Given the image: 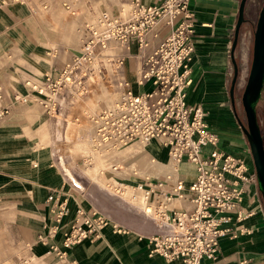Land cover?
Returning <instances> with one entry per match:
<instances>
[{
	"label": "built area",
	"instance_id": "built-area-1",
	"mask_svg": "<svg viewBox=\"0 0 264 264\" xmlns=\"http://www.w3.org/2000/svg\"><path fill=\"white\" fill-rule=\"evenodd\" d=\"M12 1L27 4L34 15L46 13L52 5V0ZM122 1L129 5L125 14L119 3L115 12L103 9L91 19L84 17L77 27L79 52L56 75L45 73L41 81L26 80L28 93L13 94L10 102L0 107V121L10 115L16 103L34 102L57 122L58 114L63 115L75 101L88 96L96 85L114 84L117 98L91 114L93 149L109 151L156 140L168 152V163L164 165L170 170L161 178L137 175L140 182L134 186L151 208L145 216L155 221L156 232L148 236L149 253L178 264H203L204 258L216 260L221 236L230 233L236 238L248 233L244 228L232 230L231 213L236 210V222L255 213L238 207L244 200L245 185L257 184L255 169L218 149L217 136L205 122L203 108L186 100L194 49L190 0ZM77 3L78 0H58L70 16L80 13ZM4 4L6 1L0 0V7ZM88 11L95 13L91 6ZM160 24L170 26V33L152 52L144 54L149 45L147 34L151 32L156 37ZM131 40L136 41L143 56L136 83H149L147 91L134 92L119 73L124 62L121 48L128 47ZM110 46L117 50L108 52ZM4 98L5 88L0 80V101ZM57 159L59 162V156ZM148 161L159 164L153 156ZM182 162L193 169V179L187 186L178 170ZM112 168L116 171L119 165ZM74 191H49L47 218L37 236L39 243L48 246L47 252H55L63 264H81L64 261L66 249L84 239H97L104 226L110 224L118 234L127 229L106 213L85 208L74 195L83 192L75 187ZM181 202L188 206L182 207ZM260 211L264 215L263 205ZM67 216L69 219L63 224ZM58 235L60 245L54 242Z\"/></svg>",
	"mask_w": 264,
	"mask_h": 264
},
{
	"label": "crops",
	"instance_id": "crops-1",
	"mask_svg": "<svg viewBox=\"0 0 264 264\" xmlns=\"http://www.w3.org/2000/svg\"><path fill=\"white\" fill-rule=\"evenodd\" d=\"M5 1L6 4L0 7V80L5 88V98L0 101V107L10 102L13 94L28 93L26 80L41 81L45 73L56 75L79 52L81 40L77 27L84 19V14L79 13L68 20L63 15L56 20L53 16L58 13L57 9L51 15L46 12L44 17H39L31 12L27 4ZM239 1L190 0L188 8L192 12L191 41L194 49L186 100L203 108L205 122L217 136V148L235 155L253 169L249 145L238 123L236 105L234 109L229 96L233 74L230 49ZM51 4V8H54L58 0H52ZM247 8L246 3V11ZM171 29L160 24L156 37L149 32V45L144 54L152 52ZM239 47L240 38L234 52L237 61ZM120 53L124 62L119 73L130 83V89L134 92L149 90V83H136L137 71L143 61L136 41L131 40L128 47L123 45ZM97 86L115 88L114 84ZM90 102L94 101L86 104ZM31 105L37 107L35 109L40 119L37 125H31L26 118V111ZM69 108L63 116L68 114ZM40 121L48 122L53 138L55 119L34 102L16 103L10 115L0 121V246L4 248V240H8L11 249L26 247L29 264H63L55 252H47L48 246L39 243L37 236L42 232V224L47 218L46 198L49 191L64 189L69 193L74 191V187L59 167L54 147L51 144L47 147L37 145L38 138L33 130ZM155 150L162 151L157 146ZM152 156L155 158L154 152L147 154L146 159ZM186 163H180L178 170L187 186L193 179V169L187 163L191 166L188 180L182 170ZM74 195L78 196L85 208L92 207L82 198L83 194ZM180 205L188 206L185 202ZM261 206L257 184L245 185L244 200L238 207L255 213L236 222L234 210L230 225L233 231L244 228L248 233L236 238H232L230 233L224 234L219 239L216 260L204 258L202 263L264 264V215L260 211ZM70 207L73 209V201ZM68 219L69 216L65 217L62 223ZM155 232V226L152 230L130 227L118 234L108 224L102 228L97 239H84L66 249L64 261L74 260L81 264H178L176 260L166 261L156 253H149L151 244L148 236ZM54 242L60 245V235Z\"/></svg>",
	"mask_w": 264,
	"mask_h": 264
},
{
	"label": "rangeland",
	"instance_id": "rangeland-1",
	"mask_svg": "<svg viewBox=\"0 0 264 264\" xmlns=\"http://www.w3.org/2000/svg\"><path fill=\"white\" fill-rule=\"evenodd\" d=\"M79 1H83L85 2V4L81 6ZM119 2L120 0H78L77 6L80 8V13L84 14V17H86L87 19H91L95 16V14H97V10L98 12L99 10L101 11L103 9L112 10L114 12L117 11ZM262 2L263 0H248V8L247 11L245 10V18L247 19V21L243 24V29L239 37L240 47L238 48L237 64L238 76L236 80L234 100L236 105L237 116L239 117V120L242 122L243 125L246 124V121L244 110L241 105V94L247 81V76L249 73L252 58L253 27L257 20L258 12L261 8ZM93 3H95L96 7L99 8H94ZM57 5L59 4H56L54 6ZM89 6L93 7L96 10L94 11L95 13H90L88 11ZM121 7L122 8L120 10L123 11V13L125 14L128 11V7L126 5H121ZM40 13H38L39 17L41 14H43ZM68 16L70 17V15H67V20L69 19ZM61 17L62 14L60 12L56 13V15L53 16V18L56 20H60ZM62 20H64V18ZM163 26H166L168 28L167 25ZM109 49L117 50L115 46H110ZM103 91H106L111 95L108 96L106 94H98ZM112 94H114L115 98H117V90L109 87L105 88L104 86H97L95 87L94 91L90 93V95L77 102L73 106V108H70L66 116H63L62 114L58 115L62 118V123L59 125L61 128H59V126L57 127V125L59 124L57 123V120L55 126V135L53 138L51 133L52 130H50L47 121H40L39 126H36L34 128L33 133L38 138V146L47 147L51 144L54 147V154L56 158L58 156L60 157L59 167L63 169L62 165L60 164V160H62L65 163L66 169L72 173L73 178L81 185V188L75 186L68 177L67 180L74 185L73 187L83 192L82 198L91 203L93 208H96L99 211L106 213L108 216H110L111 219L119 222L126 228L132 227L138 229L152 230L154 228L155 221L150 219L149 217H146L144 210L140 206L126 201L122 197V195H117L112 190L101 187L98 181H96V179L94 178V175L91 176L90 173L83 172L81 164L83 159H81L80 157L85 155L84 153L87 149V143L82 138L86 137V135L90 133L91 127L88 123H72V120H84L83 118L85 111H89L91 113L95 108H98L100 105L102 106V104H106L105 102L110 101L114 98ZM89 101H94L95 103L90 102L89 104H86ZM31 106L32 107H29L26 111V118L31 123V125H37V121L40 120L37 115V107L36 105ZM263 109L264 104L262 101H260L257 106L256 117H258V124L264 132ZM63 118H65V122H63ZM58 132L60 133L59 135H61V137L59 136V140L56 138L58 136ZM149 142V147L147 144L140 145L138 143H135L131 146H126L127 148H133V150H131V152H133L132 156L128 161L125 158H117L118 160L114 158V160H112V163L116 162L119 165V168L118 170H116V172H120L121 174L114 175L113 173L112 175L111 173L110 176L116 177L118 182L136 185L138 182H140L139 178L136 177L137 175H124L122 172L124 171V169H126V171H129L133 168H140L146 166V162L149 160V158L146 159L147 154L151 152H154L155 159L158 160V162L167 164L168 155H166L167 153L165 154L160 144L157 141ZM155 145L161 148L162 151H156ZM165 167L166 171L170 170V166ZM154 170L157 171L153 173V176L158 178H161L164 172H166L157 168H155ZM182 170L186 178L189 180L191 177V166L187 163L183 164ZM148 176L151 175L148 174ZM7 241L8 240H4V248L2 247L3 249L0 246V264H29L30 259L27 254V248L20 246L19 248L11 249L8 247V243H11ZM25 261H28V263Z\"/></svg>",
	"mask_w": 264,
	"mask_h": 264
},
{
	"label": "water",
	"instance_id": "water-1",
	"mask_svg": "<svg viewBox=\"0 0 264 264\" xmlns=\"http://www.w3.org/2000/svg\"><path fill=\"white\" fill-rule=\"evenodd\" d=\"M247 0H240L237 19L234 26L230 56L233 64V74L230 82L229 96L231 105L235 109L234 87L238 76V65L235 60L234 50L237 45L239 29L245 21V5ZM264 83V0L258 12L253 31L252 59L247 76V81L241 95V104L245 113L246 125L238 119L240 128L246 136L253 166L256 173L257 186L261 194L264 209V145L260 126L257 122L255 106L260 97Z\"/></svg>",
	"mask_w": 264,
	"mask_h": 264
},
{
	"label": "bare ground",
	"instance_id": "bare-ground-1",
	"mask_svg": "<svg viewBox=\"0 0 264 264\" xmlns=\"http://www.w3.org/2000/svg\"><path fill=\"white\" fill-rule=\"evenodd\" d=\"M119 3H120V5H126L128 7V10H129V5L127 2L122 1ZM82 4L84 5L85 2L81 1L80 5H82ZM93 4H94V6H93L94 8H97V9L99 8V7H96L95 3H93ZM56 9L58 10V12H60L63 15V17H67L65 10L59 5L55 6L54 8L53 7L50 8L49 11H47V13H50V15H51ZM97 13H98V10H97ZM121 13L124 14L123 11H121ZM43 15H44V13H43ZM70 17H72V16H70ZM107 51L110 52V51H114V50L108 49ZM100 93L106 94L108 96L111 95L106 91H103ZM93 95H95V94H93ZM112 96H114V98L111 99L110 101L105 102L106 104H108V103L112 102L114 99H116L114 94H112ZM84 98H80L79 100L75 101L70 108H73V106L77 102L81 101ZM102 105H104V104H102ZM91 114H92V112L90 113L89 111H85L84 118H83L84 120H79V119L72 120V123H88L91 127L90 133H88V135H86V137L82 138L87 143V149H86V152L84 153L85 155L80 157L81 159H83V161L81 163L82 168H83V172L84 173L88 172L91 174V176L94 175V178L96 179V181H98V183L100 184L101 187L112 190L117 195H122V197L126 201H129L131 203H134V204L140 206L144 210V212L151 211V208L149 207L148 203H146L143 195H141V193L139 191L135 190L134 184H126V183L124 184V183L118 182L116 177L110 176L111 173H112V175H113V173H114V175L121 174L120 172H116L113 170L112 166L117 165V163L116 162L112 163V160H114V158L115 159L125 158L128 161L133 154V152H131V150H133V148H127L126 146H131L135 143H130V144L125 145V146L120 147V148L116 147V148H113L112 150H109V151L102 149V148H100L98 150H94L93 149V124H92ZM58 115H60V114H58ZM57 123H59L57 125V127L62 123V118L59 116H58V122ZM59 128H61V127L59 126ZM59 134L60 133L58 132V134H57L58 136L56 137L58 140H59V136L61 137V135H59ZM150 141H156V140H150ZM149 143L150 142H147L146 144L148 145ZM160 146L164 150L165 154L167 153L166 155H168L166 148L164 146H162L161 144H160ZM148 147H149V145H148ZM127 161H126V163H127ZM60 164L63 167L65 175L72 181V183L75 186L81 188V185L73 178L72 173L66 169L65 163L62 160H60ZM155 168L162 170V171H166V167L163 163L159 162L158 165H152L147 161L146 166H144V167L133 168V169H130L129 171H126V169H124V171L122 173L124 175H126V174H129V175L132 174L133 175L134 174L133 171L137 170L135 173H137L136 175H138V176H143V175H148V174L153 176V173H155V171H157V170H154ZM142 172L144 174H142ZM118 186L119 187L121 186L120 187L121 189H117Z\"/></svg>",
	"mask_w": 264,
	"mask_h": 264
},
{
	"label": "trees",
	"instance_id": "trees-1",
	"mask_svg": "<svg viewBox=\"0 0 264 264\" xmlns=\"http://www.w3.org/2000/svg\"><path fill=\"white\" fill-rule=\"evenodd\" d=\"M248 1V0H247ZM247 3V2H246ZM245 7H246V5H245ZM247 21V19L245 18V21H244V23ZM244 23H242L241 24V26H240V29H239V35H238V41H239V37H240V35H241V32H242V28H243V24ZM255 24H256V22H255ZM255 24H254V27H253V31H254V28H255ZM238 41H237V45H238ZM237 45H236V48H237ZM236 48H235V50H236ZM235 50H234V52H235ZM252 59V58H251ZM235 60H236V62H237V64H238V61H237V58L235 57ZM251 64V63H250ZM232 78V77H231ZM237 80V79H236ZM235 86H236V83H235ZM244 89V88H243ZM243 92V91H242ZM234 94H235V87H234ZM242 95V94H241ZM260 101H262L263 102V104H264V83H263V86H262V89H261V94H260V97H259V99H258V101H257V103H256V106H255V110H256V115H257V106H258V103L260 102ZM242 105V104H241ZM245 114V113H244ZM263 115H264V109H263ZM238 119H239V117H238ZM246 119V118H245ZM246 121V120H245ZM257 122H258V117H257ZM260 131H261V135H262V137H263V145H264V132L262 131V129L260 128ZM261 195V194H260ZM261 200H262V198H261Z\"/></svg>",
	"mask_w": 264,
	"mask_h": 264
}]
</instances>
